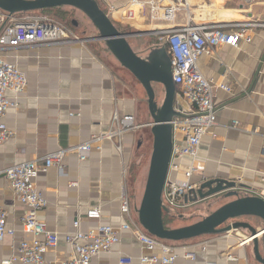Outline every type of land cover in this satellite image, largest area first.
I'll use <instances>...</instances> for the list:
<instances>
[{"label":"crops","instance_id":"0c3cea01","mask_svg":"<svg viewBox=\"0 0 264 264\" xmlns=\"http://www.w3.org/2000/svg\"><path fill=\"white\" fill-rule=\"evenodd\" d=\"M96 1L112 21L130 25L132 31L146 32L141 36L148 47L160 45L150 31L181 26L188 21L197 25H223L225 29L245 19L244 22L264 23V0H173L178 6L173 21L163 20L157 13L154 19L144 15L142 20L130 22L121 15L127 0ZM78 39L66 44L14 49L5 54L8 62L25 73L27 87L20 96L18 107L8 109L4 116L13 136L0 144V171L106 133L115 113L118 116L133 115L139 128L144 127L139 121L140 99L123 91V84L113 71V67L120 64L112 55L109 64L91 50L87 43L94 40ZM144 44L131 47L144 55ZM198 67L206 78L228 85L232 92L216 91V123L201 139L196 160L199 172L191 180L195 183L213 177L232 180L246 187L239 191L240 195L264 199V27L252 30L249 43L241 42L237 47L224 45L210 55H201ZM137 83L133 85L135 89H138ZM138 129L124 133L120 141L104 140L101 149L93 148L85 161H78L75 154H68L64 157L62 170L51 167L38 174L35 185L47 204L37 213V218L58 237L57 245L45 254L49 264H60L68 257L70 248L64 235L73 231V221L77 217L82 218L79 225L82 232L100 224L118 227L123 222L120 196L123 191L128 196L127 168L132 154L140 149ZM175 137L178 141L180 135ZM118 143L120 150L116 147ZM188 163L187 158L183 159L181 166ZM181 172L171 176L182 179ZM131 197L128 196L130 208L137 216V206ZM198 203H190L185 209ZM0 207L7 214V228L14 231L13 235H4L0 239L2 264L15 253L20 241L31 242L33 236L23 231L20 218L26 209L2 176ZM92 207L100 208V219L84 218L87 209ZM183 210L178 214L179 218L186 215ZM119 237L120 241L109 253L94 257L89 264H117L119 255H128L134 259L133 264H138L137 259L147 252L136 236L125 230ZM243 240L224 233L169 242L178 247H194L191 251L195 258H183V252L178 250L180 257L172 264H259L249 243H243ZM228 256L236 259L230 260Z\"/></svg>","mask_w":264,"mask_h":264},{"label":"built area","instance_id":"2783aa9c","mask_svg":"<svg viewBox=\"0 0 264 264\" xmlns=\"http://www.w3.org/2000/svg\"><path fill=\"white\" fill-rule=\"evenodd\" d=\"M177 10L178 6L173 0H127L121 15L130 22L138 18L142 20L144 15L154 19L155 14L159 13L161 19L173 21ZM0 25V144H3L13 136V131L4 122V116L8 109L18 107L20 96L27 87L25 73L8 62L5 54L14 49L66 44L79 39L48 16L34 12L8 15L0 10ZM258 27H264V23L247 21L225 29L223 25H197L188 21L181 26L149 32L167 49L172 80L176 87L174 108L182 114V117H175L171 121L173 145L161 196L163 206L172 216L190 204L187 198L192 197V192L199 187L200 182H192L191 178L199 172L196 160L201 139L216 123V91L232 92L228 85L206 78L198 67V59L203 54L214 53L224 45L237 47L241 42L249 43L252 30ZM138 128L133 115L118 116L115 113L106 133L93 135L83 143L1 170L0 176L7 180L15 197L26 209L20 218L21 227L24 232L33 236L31 242L20 241L15 253L2 261V264H49L45 254L58 243L57 235L37 218V213L47 204L35 185L38 174L51 167L62 170L64 157L68 154H75L78 161H85L93 148L101 149L104 140L120 141L124 133ZM176 134L180 135L178 141ZM116 147L121 149L119 143ZM262 150L264 151V138ZM186 158L189 163L183 167L181 161ZM180 171L182 179L171 176ZM120 201V212L124 220L118 227L100 224L82 232L79 230L82 218L77 217L73 221V231L64 235L70 253L60 264H89L94 257L109 253L120 241V232L125 230L131 231L147 252L137 259L138 264H172L180 257L178 250L183 252V258H195L191 251L193 246H174L148 234L139 224L137 216L133 215L126 192H122ZM100 217L99 207L87 209L84 215L88 220H98ZM6 219L7 214L0 207V239L4 235L14 234L13 229L7 228ZM228 259L236 258L228 256ZM133 261L128 255H119L117 264H133Z\"/></svg>","mask_w":264,"mask_h":264},{"label":"water","instance_id":"95a60500","mask_svg":"<svg viewBox=\"0 0 264 264\" xmlns=\"http://www.w3.org/2000/svg\"><path fill=\"white\" fill-rule=\"evenodd\" d=\"M70 7L80 11L93 25L96 32L81 40L101 41L108 52L139 82L145 91L151 122L152 151L144 190L135 212L142 228L151 236L167 242H182L204 235H219L238 229L249 232L255 261L264 264V199L255 195H240L244 185L232 180L213 177L200 182L190 203L206 202L213 198L227 199L207 216L189 225L170 228L163 217L168 212L162 204V191L167 177L173 139L171 121L182 114L174 108L176 87L171 75V62L163 45L148 47L144 55L135 52L128 37L144 35L142 31H123L117 28L96 0H0V10L8 15L30 14L53 8ZM73 26H78L72 21ZM154 85L164 91L161 104L156 101ZM140 147L142 138L137 142ZM241 217H254L262 222L255 228L248 222L232 221Z\"/></svg>","mask_w":264,"mask_h":264},{"label":"rangeland","instance_id":"374dc122","mask_svg":"<svg viewBox=\"0 0 264 264\" xmlns=\"http://www.w3.org/2000/svg\"><path fill=\"white\" fill-rule=\"evenodd\" d=\"M62 9L63 10H49V11H40V12L36 11L35 13L39 15L48 16L50 19L54 20L55 22H58L66 29L71 30L73 32L72 34L77 38L88 37L97 33L91 22L80 11L70 7L62 8ZM60 11H65L67 15L65 16L61 15ZM72 21H75L78 26L77 27L73 26ZM244 21H246V19L243 20L242 22L241 21L236 22V24L244 23ZM114 23L117 26V28L120 30L123 31L133 30V28L130 25H127L125 23L124 24L118 22H114ZM254 23H263V22L254 21ZM142 38H143L142 36L128 37L127 40L132 47L138 48L139 45H142L145 42L144 38L143 39ZM87 44L90 46L91 50L95 51L96 54L100 56V58H102L109 64L111 63L110 59L112 56L111 54H109L103 42L93 41ZM148 46L149 44L143 45L144 48H147ZM113 71L116 74H118V77L123 84V89H124L123 91L127 93H132L133 95L135 94L140 99L139 121H142L144 123V127L139 128L136 135L141 137L143 142H142V146H140V149L136 151L134 155L132 154L127 168L128 169L127 194L129 197L132 196L131 198H133V201L138 207L144 190V184L146 180L150 154L152 151V136L150 133V127L148 126V124L152 120L149 116L147 109V101H146L147 98L140 84L139 86H137L138 89H135L133 85H135L137 81L130 74H128V72L124 68L120 67L118 64H116V66L113 67ZM129 89H131L132 92L129 91ZM154 89L156 93V101L159 105L163 101L164 91L160 85H154ZM133 148L135 149V142ZM225 201H227V199L213 198L206 202H200L194 205V207H192L191 209L188 208L183 210L182 211L184 212L183 214H186L183 218L178 217L179 213L176 214L175 216H169V217L167 216L168 219L167 226L170 228H176L194 223L202 219L203 217L207 216L209 213H211L214 209H216L219 205H221V203ZM232 221L248 222L251 225H253L255 228H260L262 226V222L254 217H241L236 220L228 221L224 225H227ZM228 235H230L232 238L243 239L249 235V232L245 229H238L228 233ZM210 236H214V235H210ZM249 248L252 249V242L249 243Z\"/></svg>","mask_w":264,"mask_h":264},{"label":"trees","instance_id":"16d2710c","mask_svg":"<svg viewBox=\"0 0 264 264\" xmlns=\"http://www.w3.org/2000/svg\"><path fill=\"white\" fill-rule=\"evenodd\" d=\"M51 10H63L62 8H56V9H51ZM47 11H49V10H47ZM60 13H61V15H67V13L65 12V11H60ZM167 215L165 214L164 215V217H163V221H164V225L166 226V227H168L167 226Z\"/></svg>","mask_w":264,"mask_h":264},{"label":"bare ground","instance_id":"6f19581e","mask_svg":"<svg viewBox=\"0 0 264 264\" xmlns=\"http://www.w3.org/2000/svg\"><path fill=\"white\" fill-rule=\"evenodd\" d=\"M243 241H244L243 243H250V238L247 236V237L244 238Z\"/></svg>","mask_w":264,"mask_h":264}]
</instances>
